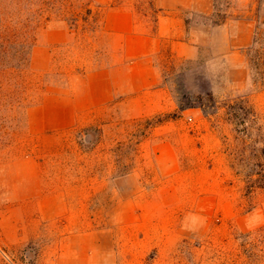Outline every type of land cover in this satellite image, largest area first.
Returning a JSON list of instances; mask_svg holds the SVG:
<instances>
[{
    "label": "rangeland",
    "instance_id": "rangeland-1",
    "mask_svg": "<svg viewBox=\"0 0 264 264\" xmlns=\"http://www.w3.org/2000/svg\"><path fill=\"white\" fill-rule=\"evenodd\" d=\"M72 1L24 78L0 74V264H264L261 0L241 66L163 49L158 87L129 91L103 28L126 0ZM215 1L219 20L238 2Z\"/></svg>",
    "mask_w": 264,
    "mask_h": 264
},
{
    "label": "crops",
    "instance_id": "crops-1",
    "mask_svg": "<svg viewBox=\"0 0 264 264\" xmlns=\"http://www.w3.org/2000/svg\"><path fill=\"white\" fill-rule=\"evenodd\" d=\"M150 1L157 11L154 25L139 20V12L131 0L107 8L103 16L104 30L120 46L121 59L111 68L127 69L126 91L136 88L134 80L142 84L137 89L159 85L161 72L155 57L163 49L175 57L188 59H198L204 50H209L213 56L241 58L240 66L245 63V50L255 42L256 3L237 0L219 20L215 0Z\"/></svg>",
    "mask_w": 264,
    "mask_h": 264
},
{
    "label": "trees",
    "instance_id": "trees-1",
    "mask_svg": "<svg viewBox=\"0 0 264 264\" xmlns=\"http://www.w3.org/2000/svg\"><path fill=\"white\" fill-rule=\"evenodd\" d=\"M93 1L84 3L88 13L93 10ZM73 4L72 0H0V74L5 77L20 75L23 79L26 70L31 68L38 29L54 18L69 20L65 17L68 14L76 22L79 14L73 10ZM263 11L261 0L260 18ZM256 38L257 31L255 41ZM26 99L25 94L19 96V108ZM238 122L242 121L239 119ZM261 176L259 178L264 180V173Z\"/></svg>",
    "mask_w": 264,
    "mask_h": 264
}]
</instances>
